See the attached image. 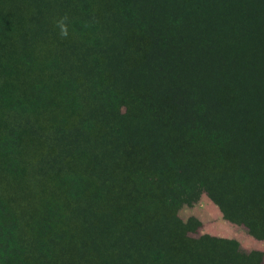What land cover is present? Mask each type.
Wrapping results in <instances>:
<instances>
[{
  "label": "trees",
  "instance_id": "trees-1",
  "mask_svg": "<svg viewBox=\"0 0 264 264\" xmlns=\"http://www.w3.org/2000/svg\"><path fill=\"white\" fill-rule=\"evenodd\" d=\"M203 192L264 240V0H0V264H263Z\"/></svg>",
  "mask_w": 264,
  "mask_h": 264
},
{
  "label": "rangeland",
  "instance_id": "rangeland-1",
  "mask_svg": "<svg viewBox=\"0 0 264 264\" xmlns=\"http://www.w3.org/2000/svg\"><path fill=\"white\" fill-rule=\"evenodd\" d=\"M217 215L219 216L216 217ZM178 216L183 222H187L190 217H194L197 220V223H190L188 225L190 237L198 238L202 235H209L222 238L223 236L214 234L216 231L221 235H234V238H224L236 240L246 251L256 250L262 252V262L264 261V240L255 239L248 234L243 224H236L224 219L218 205L207 193H201L199 199L191 205L184 204L178 210ZM213 248L215 249V246ZM217 249L218 247H216ZM222 250L217 251L219 259H222L224 256ZM196 252L201 258H205L208 255L200 253L198 249H196Z\"/></svg>",
  "mask_w": 264,
  "mask_h": 264
},
{
  "label": "clouds",
  "instance_id": "clouds-1",
  "mask_svg": "<svg viewBox=\"0 0 264 264\" xmlns=\"http://www.w3.org/2000/svg\"><path fill=\"white\" fill-rule=\"evenodd\" d=\"M58 27L60 29L61 37L66 38L68 36V29H67V25L65 24L63 19L58 22Z\"/></svg>",
  "mask_w": 264,
  "mask_h": 264
},
{
  "label": "crops",
  "instance_id": "crops-1",
  "mask_svg": "<svg viewBox=\"0 0 264 264\" xmlns=\"http://www.w3.org/2000/svg\"><path fill=\"white\" fill-rule=\"evenodd\" d=\"M219 215H217L216 217H218ZM215 235H219V236H223L222 238L226 237V238H234L235 236L234 235H221L220 233H218L217 231L214 233ZM237 238V237H236ZM263 264H264V261H263Z\"/></svg>",
  "mask_w": 264,
  "mask_h": 264
}]
</instances>
